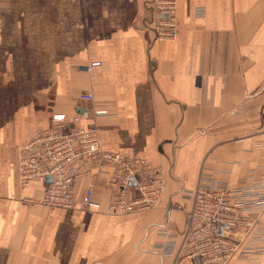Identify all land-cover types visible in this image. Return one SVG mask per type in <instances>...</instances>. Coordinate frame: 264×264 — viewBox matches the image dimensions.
Segmentation results:
<instances>
[{"label":"crops","instance_id":"crops-1","mask_svg":"<svg viewBox=\"0 0 264 264\" xmlns=\"http://www.w3.org/2000/svg\"><path fill=\"white\" fill-rule=\"evenodd\" d=\"M177 6L179 36L159 42L152 0H0V264H171L162 248L180 244L201 174L230 188L259 178L264 0ZM55 114L80 115L106 151L164 168L159 207L109 212L105 174L99 211L32 203L44 186L20 188L19 152Z\"/></svg>","mask_w":264,"mask_h":264},{"label":"built area","instance_id":"built-area-1","mask_svg":"<svg viewBox=\"0 0 264 264\" xmlns=\"http://www.w3.org/2000/svg\"><path fill=\"white\" fill-rule=\"evenodd\" d=\"M156 16L152 30L159 42L179 36L177 0H152ZM94 62L91 71L99 67ZM82 100L92 102L85 94ZM107 111L94 112L95 117ZM81 116H52L48 127L39 130L21 148L18 180L22 190L33 182L44 186L34 204L48 208L81 210L92 213L101 209L96 199L97 180L106 175L108 210L115 215L150 213L161 204L167 172L149 160L125 156L102 148L98 130L82 127ZM90 180L81 197L77 184ZM192 207L177 246L168 242L163 253L173 256L171 264H229L238 259L243 264H259L255 253L264 255V169L250 184L230 188L201 174L197 186L188 192ZM259 243L260 245L256 246Z\"/></svg>","mask_w":264,"mask_h":264}]
</instances>
